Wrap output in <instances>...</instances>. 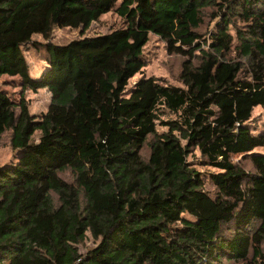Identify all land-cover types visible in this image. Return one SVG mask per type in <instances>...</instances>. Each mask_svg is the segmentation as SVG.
Instances as JSON below:
<instances>
[{
    "label": "trees",
    "instance_id": "1",
    "mask_svg": "<svg viewBox=\"0 0 264 264\" xmlns=\"http://www.w3.org/2000/svg\"><path fill=\"white\" fill-rule=\"evenodd\" d=\"M152 35L177 83H131ZM3 75L23 94L0 86V264H264V0H0Z\"/></svg>",
    "mask_w": 264,
    "mask_h": 264
},
{
    "label": "rangeland",
    "instance_id": "2",
    "mask_svg": "<svg viewBox=\"0 0 264 264\" xmlns=\"http://www.w3.org/2000/svg\"><path fill=\"white\" fill-rule=\"evenodd\" d=\"M120 21L116 15L109 13L104 15L100 21L94 22L90 29L86 32L88 36H94L98 34H106L110 32L113 27L119 25ZM82 32L80 29H71L67 27H55L51 40L58 44H65L73 39L80 38ZM41 39V37H39ZM146 57L148 58V65L144 69V74H139L134 77L131 83H134L142 75H156L159 77H164L170 82L177 83V75L181 65V59L177 56H172L168 53L165 43L159 39L157 36L152 35L150 41L145 46ZM32 54V53H31ZM29 55V61L31 63L32 69L36 75L39 77L41 73L46 69V65L43 67L40 63L33 57ZM20 79L18 76L10 77L8 75H3L0 77V86L9 94V96L15 100L19 101L21 95L23 94L21 87L19 86ZM27 100L30 104V110L33 114L40 116L48 110L51 93L44 89L37 93L28 91L25 94ZM254 116L257 118H262L264 116V109L257 107L254 111ZM166 127L159 126V131H165ZM13 155V150L9 144V134L4 137V142L1 148V159L2 161H8ZM99 241H95L91 233H88L86 241L80 245V250L86 253L89 249L95 247Z\"/></svg>",
    "mask_w": 264,
    "mask_h": 264
}]
</instances>
